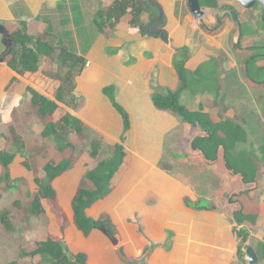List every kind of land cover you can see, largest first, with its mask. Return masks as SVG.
Listing matches in <instances>:
<instances>
[{"label": "crops", "instance_id": "0c3cea01", "mask_svg": "<svg viewBox=\"0 0 264 264\" xmlns=\"http://www.w3.org/2000/svg\"><path fill=\"white\" fill-rule=\"evenodd\" d=\"M147 1L153 9L143 16L145 26L151 22L150 13L158 17L162 12L167 19L165 31L169 43L129 25L130 16L116 29L107 27L100 31L94 23L95 17L100 10L112 6L115 0H0V24L9 33L16 31L21 23L26 24L32 32L50 35L57 47L67 48L85 60L83 71L76 78L77 106L73 109L59 104L60 114L69 113L79 119L90 135L100 138L104 146L119 143L124 134L123 119L105 93L106 89H113L116 103L130 118V129L123 143L125 158L113 179L112 191L87 211V216L93 220L108 215L118 231L119 242L110 244L98 231L87 239L74 221H69L64 239L71 243L75 252H85L89 264L237 262L238 250L235 247L241 244L237 232L244 229L250 236L255 230L264 229V180L260 181L263 178L261 171L253 186L254 190L258 187L260 194L250 202L253 209L248 211L243 198L254 197L255 191L239 197L244 213L257 217L256 225L246 222L239 226L220 206V178L204 167L218 182L213 192L214 206L211 207L209 194L203 186L205 181H200L199 170H196L202 166L188 164L181 157L190 125L171 112L158 110L152 97L155 93L179 89L180 79L175 66L178 49L189 50L191 61L188 68L194 73L197 68L205 67L212 53L226 45V35L238 26L227 11L207 7H203L207 9L203 21L196 20L189 0ZM217 1L219 6L233 7L234 3L244 9L232 0ZM209 12L214 17L208 18L206 24L204 20ZM219 18L224 22L222 30L209 32L208 28L216 25ZM239 37L238 28L236 44ZM5 52L3 36L0 35V59H3L0 62V125L11 123L13 110L30 99L28 88L54 99L42 92L33 78L14 72L8 66L10 57ZM239 66L240 70L242 65ZM259 100H263L262 95ZM201 107H204L203 103L198 102V109L191 111H198ZM105 151L103 148L102 154ZM89 159L87 156L80 159L83 167L63 177L65 190L71 191L72 200L88 165L92 163ZM57 233L56 238L61 236L59 229ZM262 242L264 230L257 246Z\"/></svg>", "mask_w": 264, "mask_h": 264}, {"label": "trees", "instance_id": "16d2710c", "mask_svg": "<svg viewBox=\"0 0 264 264\" xmlns=\"http://www.w3.org/2000/svg\"><path fill=\"white\" fill-rule=\"evenodd\" d=\"M148 2L147 0H115L112 6L97 13L94 23L100 31L107 27L114 30L130 16L129 25L132 27L146 25L143 16L153 9V5L150 6ZM200 3L202 7L225 10L231 15L240 30L236 50L241 49L244 38L251 35L260 36L259 42L245 49L242 67L245 80L253 88H264V38L261 35V31L264 32V23L260 21L259 27L250 34L248 25L240 22L239 13L232 6H219L217 0H200ZM155 15L150 13L149 20L156 18ZM223 25V20L219 18L216 25L209 27L208 30L217 33L222 30ZM10 34L14 47L9 54L8 66L22 77L33 78V82L54 99L51 100L28 88L30 99L25 103L23 101L13 110L11 123L0 125V138L5 143L4 148L0 150L2 169L0 201L22 192L21 179L14 178L11 171L18 154L22 157H27L30 151L43 154L46 152L47 142L51 141L62 159L59 162L51 160L45 163L43 167L45 176L43 179L35 178L38 190L26 205L16 200L12 203V207L0 211L3 232L21 239L24 236V242L20 243L18 260L9 264H19L20 260L35 257H41L45 264H89V257L85 252H74L65 243L64 228L59 230L60 237L49 236L45 240H38L31 232V221L45 219V222L50 223L43 202H57L54 182L75 168L85 154L81 155L78 151L79 145L72 140L75 136L81 143L87 141L85 152L92 163L88 165L71 203L74 224L87 239L94 231H98L110 244L114 245V240L119 242L118 231L108 215L93 220L87 216V211L112 191L113 179L125 158L123 143L130 129L129 115L116 103L113 89H106L105 93L123 119L124 134L119 143L111 145L110 154L103 157L102 151L105 146L102 140L96 135L91 136L79 119L69 113L60 114L59 111V104L76 108L78 102L75 96L76 78L81 75L85 60L67 48L57 47L50 35L32 32L26 24L21 23V26ZM190 61L187 48L176 51L175 66L180 87L177 91L155 93L152 97L153 104L158 110L171 112L183 123L190 125V134L184 143L181 157L188 164L203 166L215 173L222 181L218 192V198L220 202L222 201L221 208L234 218L237 225L242 226L248 222L254 226L257 217L244 213V206L239 197L247 196L253 191V186L260 177L261 168H264V135L259 143L255 144L250 140L249 130L238 121L227 118L224 112L219 120L215 121L210 113L204 111V107L198 111H191L183 105L181 96L190 88L188 68ZM44 62L47 64V70L43 73L41 68ZM202 70L204 67L197 68L194 76L198 75L202 78L204 76ZM25 120L31 121L33 126L37 124L43 127L40 133L42 141L37 140L38 142L32 143L26 139ZM23 166L28 171H33L28 162L25 161ZM28 231H30L29 235L26 234ZM237 236L241 240L238 251L239 261L229 264L245 263L243 248L249 236L244 229L238 231ZM257 248L260 260L263 261L264 242ZM118 250L122 253L121 248Z\"/></svg>", "mask_w": 264, "mask_h": 264}, {"label": "rangeland", "instance_id": "374dc122", "mask_svg": "<svg viewBox=\"0 0 264 264\" xmlns=\"http://www.w3.org/2000/svg\"><path fill=\"white\" fill-rule=\"evenodd\" d=\"M233 7L239 13V17H240L239 19L241 23L248 25V32L250 34L253 33L259 27V22L261 21V15H262V11H261L262 8L258 6L256 9L245 10L242 9L239 5H235L234 3H233ZM210 17H214V16H212L209 12L207 14L206 19L204 20L206 24L208 23V18ZM126 20L128 21L129 18H126ZM261 35L264 38V32L261 31ZM226 39H227V43L224 46L225 48L223 47L221 50L212 53V55L210 54L211 59L206 62L204 70L201 71V73L204 75L202 77L203 79L200 76L198 75L194 76V73L189 72L190 88L188 91L182 94L181 103L190 110L198 109L197 108L198 102L203 103L204 110L206 109L205 112L210 113L215 121H218L219 117L224 112L227 118L238 121L246 129H248L250 132L251 141L253 143L258 144L260 138L264 135V88H252L251 84L246 83L244 81L245 74L243 71V67H241V69L239 70L240 67L239 64L242 65L243 63V59L245 56L244 49L253 45L256 42H259L260 36L254 35L253 37H247L246 39H244V41H242L241 43L242 45L241 50L234 49V45H236V42H238L237 27H235V29H233L229 34L226 35ZM45 64L42 66L43 73L47 70L46 69L47 64L46 65ZM230 67L235 69L230 70L229 69ZM57 71L58 69L56 68V72ZM239 71L241 74L239 73ZM223 76L226 77L225 81H223ZM37 87L42 92H45L46 94L50 95L41 86L37 85ZM261 95L263 97V100L258 101V98ZM222 98L224 99V102H222L223 100ZM25 121L27 124V126H25L26 128L25 133H27L25 136L26 139L32 143L42 141V139L40 138V133L42 132L43 127L37 124L33 126V123L31 121L28 120ZM72 140L79 145L78 151L81 153V155L85 153L81 157V159H83L85 156H87L85 152L86 146L88 144L87 141L81 143L80 139H78L75 136H73ZM4 145H5L4 140L0 138V150L4 148ZM104 148L106 151L105 154H102L103 157L110 154L111 145H105ZM61 159H62L61 154L52 145L51 141L47 142L46 152H44L43 154L32 153L31 151L27 157H22L21 155L18 154L11 167V171H12V176L14 178L21 179L22 186L21 185L20 186L22 187V192L16 194L12 198L7 197L8 198L7 200L0 201V211H2L7 207H12V203L16 200H20L24 205H26L31 200L35 192H37L38 190V186L35 184V178L38 177L40 179H43L45 176L43 172V167L45 163L51 160L59 162L61 161ZM183 160L185 161L184 158ZM25 161L30 164L33 171H28L23 166ZM78 164L76 165L75 168L66 172L54 182V187L57 191V196H58L57 202H50V201L43 202L50 223L48 224V222H45V219L43 220L33 219L31 221V228H32L31 232L36 239L45 240L49 236L56 238L55 235L58 232V229L59 230H61V228L67 229L69 227V221L70 223L73 222L72 219L73 213L71 208V203H72L71 191L69 189L65 190L66 188H65V184L63 183V177H65L67 173L73 172L79 167H83L81 163ZM184 168L187 169L186 167ZM197 168L198 169L196 170H199L198 171L199 178L201 176L200 181L201 180L205 181L203 186L204 189L209 194V201L211 202V207H212L214 206L212 204L214 200L213 192L218 182L210 170L205 169L203 166ZM262 171H264V168H261V176L263 178H261L260 181L264 180V174L262 173ZM1 172L2 169L0 171V174ZM257 189L258 187L255 190L253 189V191L256 192L254 193V197H251L250 195L248 197L243 198V200L247 202L248 211H251L253 209V208L251 209L250 206L251 205L250 202H253L251 200H254L256 196H260V194L258 193L259 191ZM224 202L225 201H223V203ZM263 230L264 229H262V231L255 230V233H251L250 236L253 239L250 241L249 239L251 237L249 236L246 245H251V246L255 245L256 247L258 240L263 238ZM26 234L29 235L30 231H28ZM23 237L21 239L16 235L15 236L6 235L3 232L2 225L0 224V264H9L11 262L18 260L20 243L24 242ZM64 241L68 246H70L69 248L72 250L73 247L71 243L70 242L67 243L65 239ZM73 243H75V241ZM240 247L241 245L239 247L238 246L235 247V249L239 251ZM19 264H45V263L43 262L41 257H35L33 259L20 260ZM244 264H247L246 260ZM260 264H264V261H261Z\"/></svg>", "mask_w": 264, "mask_h": 264}, {"label": "water", "instance_id": "95a60500", "mask_svg": "<svg viewBox=\"0 0 264 264\" xmlns=\"http://www.w3.org/2000/svg\"><path fill=\"white\" fill-rule=\"evenodd\" d=\"M238 4H240L246 10H252L256 6H260L262 8L261 21L264 23V0H232ZM152 2V1H151ZM157 2L154 1V4ZM190 9L194 15V18L198 21H203L202 19L206 16L207 9L201 6L200 0H189L188 1ZM167 23L166 17L160 12L159 16L152 19L148 26L140 25L139 30L141 32H145L150 36L158 37L163 42L169 43V36L165 31V26ZM0 35L3 36V45L6 49L5 55H9L14 47V41L11 37V34L7 31V29L0 24ZM3 59H0V62ZM114 244H117L118 241L114 240ZM243 251L246 254L245 260L247 264H259L260 257L255 250V248L251 245H245Z\"/></svg>", "mask_w": 264, "mask_h": 264}, {"label": "flooded vegetation", "instance_id": "af4514ba", "mask_svg": "<svg viewBox=\"0 0 264 264\" xmlns=\"http://www.w3.org/2000/svg\"><path fill=\"white\" fill-rule=\"evenodd\" d=\"M257 7H258V6H256L255 8H257ZM255 8H254V9H255ZM261 11H262V10H261Z\"/></svg>", "mask_w": 264, "mask_h": 264}]
</instances>
